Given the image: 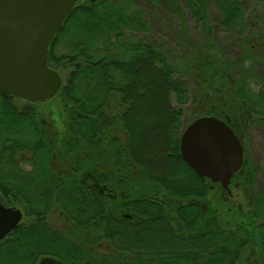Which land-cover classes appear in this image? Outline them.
<instances>
[{
	"label": "trees",
	"instance_id": "16d2710c",
	"mask_svg": "<svg viewBox=\"0 0 264 264\" xmlns=\"http://www.w3.org/2000/svg\"><path fill=\"white\" fill-rule=\"evenodd\" d=\"M156 6L176 19L175 45L155 30ZM81 17L87 34L55 53ZM222 30L241 54H227ZM49 65L67 71L55 116L38 110L52 100L19 105L0 91L7 129L0 196L24 212L0 241V264H38L43 256L64 264H264V167L245 159L234 178L251 189L249 210L238 208L219 225L205 222L217 208L207 197L211 180L180 150L183 130L199 116L223 119L243 144V132L264 128V0H77L50 46ZM88 172L107 187H140L141 202L158 206L156 222L142 229L147 240L129 247L134 257L125 256L122 238L104 232V217L91 221L88 205L108 199L90 189ZM52 211L67 216L71 235L50 224ZM93 224L100 235L90 238Z\"/></svg>",
	"mask_w": 264,
	"mask_h": 264
},
{
	"label": "water",
	"instance_id": "95a60500",
	"mask_svg": "<svg viewBox=\"0 0 264 264\" xmlns=\"http://www.w3.org/2000/svg\"><path fill=\"white\" fill-rule=\"evenodd\" d=\"M77 0H0V91L31 103L52 100L63 86L49 65L50 46ZM180 150L198 175L220 183L227 196L245 161L241 139L223 119L199 116L183 130ZM24 212L0 196V241L18 227ZM48 264H60L49 262Z\"/></svg>",
	"mask_w": 264,
	"mask_h": 264
},
{
	"label": "rangeland",
	"instance_id": "374dc122",
	"mask_svg": "<svg viewBox=\"0 0 264 264\" xmlns=\"http://www.w3.org/2000/svg\"><path fill=\"white\" fill-rule=\"evenodd\" d=\"M152 6L151 3H146L143 5V8L145 10H149L150 7ZM153 7V6H152ZM158 10L156 11V20L153 22L155 30L157 34L162 37L165 41H168L170 44L175 45V34L172 33V29L170 27H173L174 22L176 23V19L172 15H167L164 11H162L158 6H156ZM187 19L190 25L194 24V19L189 15V12H186ZM74 19L69 26V29L65 33H63L60 38H59V43L56 44L55 46V53L57 54H62L69 52L71 44L74 42L76 37L79 35H86L87 32L84 30L83 24H82V19ZM173 34L174 36L171 37L168 34ZM221 36V43L222 46H225V50L228 49V53L232 57H236L238 53L241 54V51L239 50L238 46L236 45V42L233 37L229 35L228 32L225 30H222L220 32ZM67 76V71H62V77L63 80H65V77ZM16 102L19 105L25 104V102L21 99H16ZM49 102V101H48ZM45 107L46 109L44 111H51L53 114L56 115V111L61 110V106L59 103V100L52 99L49 103H46L43 106H39L38 110L43 109ZM55 111V112H54ZM7 131L6 127L3 124H0V135ZM248 133H242L243 135V140H244V147H245V157L246 160L249 162L250 166H260L261 168L264 167V128L262 126L253 125L252 130L246 131ZM122 137V136H121ZM122 142L124 143L125 138H121ZM100 169L103 170L102 167H99ZM260 175H255V181L258 183V179ZM241 179L236 178L233 180L232 185H231V190H232V196L228 197L224 191L222 186L219 183H213L211 181V188L210 193L208 194V200L213 203L214 205H217L218 208L221 210L222 213V221L228 220V219H234L235 217V211L238 208L244 209L246 211L249 210V197L251 194V189L247 192V187L244 185L241 186H236L235 183L241 182ZM260 184V182H259ZM258 184V185H259ZM117 191L120 190L119 187H116ZM14 206L15 205H10ZM70 208L75 209L76 207L74 205L67 204ZM18 208V207H17ZM21 209V208H20ZM22 210V209H21ZM23 211V210H22ZM56 211H52L51 214L49 215V218L57 224L59 230H63V226L65 224L64 218H61L58 213H55ZM225 216V217H224ZM25 221V220H24ZM233 222V220H231ZM106 225V224H104ZM105 228V227H104ZM107 228H105L106 230ZM129 233L130 236V231L127 228L126 230ZM92 233L97 235V232L95 230H92ZM86 233H84L85 235ZM136 235H133L132 237H135ZM135 238H133V241ZM145 242L147 240V237L143 235V237L139 238V242ZM102 244H100V249H105V245L108 243L107 241H101ZM245 263V262H244ZM246 264H249V262H246Z\"/></svg>",
	"mask_w": 264,
	"mask_h": 264
},
{
	"label": "flooded vegetation",
	"instance_id": "af4514ba",
	"mask_svg": "<svg viewBox=\"0 0 264 264\" xmlns=\"http://www.w3.org/2000/svg\"><path fill=\"white\" fill-rule=\"evenodd\" d=\"M96 175L97 173H92V172H88L86 174L87 179H89L90 181V189L94 191L96 194H105L106 201L108 199V203L106 202L103 205H88V207L93 210V212L89 214V217H91L92 222L94 216L96 215L104 217L102 226L103 228L104 227L107 228L106 230L104 228V232L107 235H115L116 238H122L123 247L126 248L127 251L126 252L127 254H125V256L134 257L133 252L130 251V249L132 250V248L129 247L139 242V238L143 233L142 229L144 224H148L149 221L156 222L154 221V219L157 220L159 217L158 206L153 204H143L141 202L143 197L140 187L129 188L127 184L123 182L121 184L120 190L117 191V188H112L110 186L107 187L106 184H100L97 178L95 177ZM234 177L232 178V182L234 179H236ZM232 182L230 184V189H232L231 188ZM235 185L240 186V183L237 182L235 183ZM210 187L213 188V186ZM213 211H214L213 215L211 214L208 215V217L205 219V222H208L209 220V221H214L217 224L221 225L222 224L221 210L217 206V208H215ZM205 212L206 209L205 208L202 209V216L204 217L206 216ZM188 214H189V210L184 208V216L189 217L187 216ZM58 215H60L61 218H64L65 221L63 228L67 230L66 231L63 230V231L65 232V234L71 235L72 232H70L71 228L67 216L62 213H58ZM183 223L187 225L189 224V220L187 219ZM50 224L57 226V224H55L51 219H50ZM127 228L130 231V236L129 233L126 231ZM92 230H95L97 232V235H100V232H98L97 228L93 224L91 226V229H89L87 233V237L92 238V236H95V234L92 233ZM133 235L136 236L132 237ZM133 238H135L134 241ZM105 247H108V243L105 245ZM49 262H58L60 264H64L59 259L53 256L41 257L40 260L38 261V264H48Z\"/></svg>",
	"mask_w": 264,
	"mask_h": 264
}]
</instances>
